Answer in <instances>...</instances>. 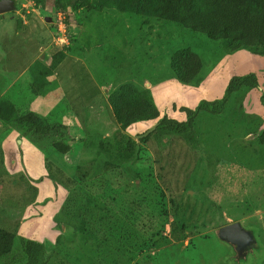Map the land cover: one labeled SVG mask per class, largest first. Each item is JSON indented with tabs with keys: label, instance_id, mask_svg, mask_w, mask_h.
Returning a JSON list of instances; mask_svg holds the SVG:
<instances>
[{
	"label": "rangeland",
	"instance_id": "1",
	"mask_svg": "<svg viewBox=\"0 0 264 264\" xmlns=\"http://www.w3.org/2000/svg\"><path fill=\"white\" fill-rule=\"evenodd\" d=\"M14 1L17 11L0 15V98L67 125L77 140L65 156L49 142L38 148L0 123V229L13 231L20 224L24 237H49L48 264H119L113 255L118 248L129 251L125 264H264V147L248 142L256 138L250 135L256 124L264 129V55L248 51L242 57L224 41L121 13L111 0H92L104 1L103 10H81L79 19L59 10L64 0ZM183 49L203 59L200 83L177 81L172 63ZM248 73L257 74L260 84L241 98L247 121L201 115L198 150L179 137H152L142 144L137 137L156 121L124 131L116 120L114 100L129 87L151 92L161 114L183 121L181 106L191 108L214 95L200 88L203 80L220 77L219 98L208 100L214 101L224 96L231 77ZM33 83L42 94L32 92ZM123 135L138 142L133 160L94 174L98 155L89 143ZM46 157L76 181L71 189L35 183L47 173ZM133 209L159 215L158 236L155 242L143 236L147 243L130 252L134 239L128 237V245L123 239L131 230L123 215ZM236 222L257 240L242 258L215 235ZM92 224L107 232L105 242L91 238ZM58 225L61 233L49 232Z\"/></svg>",
	"mask_w": 264,
	"mask_h": 264
},
{
	"label": "trees",
	"instance_id": "2",
	"mask_svg": "<svg viewBox=\"0 0 264 264\" xmlns=\"http://www.w3.org/2000/svg\"><path fill=\"white\" fill-rule=\"evenodd\" d=\"M111 1L121 13L153 18L160 22L177 25L191 33L204 35L212 41H224L231 48V53L247 50L253 54L264 55V0ZM104 5V1L92 0H64L57 4L59 10L76 14V19H79L77 14L81 10L87 9L95 14L101 12ZM172 67L180 84L191 85L201 80L200 74L204 61L192 49H183L175 55ZM259 84V78L255 73L233 76L228 81L225 94L221 99L202 100L194 108L181 106L177 111L184 114L183 121L169 117L166 113L161 114L151 92L140 93L133 87H129L114 100V111L116 120L124 131L138 123L156 121L155 130L149 136L139 139L142 144L148 143L152 137L158 139L179 137L192 149L198 150L203 144L196 128L199 117L201 115L225 116L233 122H246L248 115L243 112L241 98L246 93L258 89ZM31 89L36 95L42 94L38 83H33ZM261 103L264 108V95L261 97ZM175 106H173L174 110H176ZM0 123L7 129L18 131L21 137L28 139L36 146L41 142H49L54 151L65 156L72 153L71 143L77 140L72 137L67 125L44 121L39 113L22 110L12 98L7 96L0 98ZM253 134L256 138L248 142L264 147V129L262 130L260 124H256L252 129L250 135ZM97 139V143H89L88 146L98 155L94 174H100L104 169H114L127 164L138 152V142L128 135L113 139L105 137ZM39 150L42 151L41 148ZM44 164L47 173L35 179L36 184L43 185L50 181L56 190L64 188L66 191L76 184L74 179L67 177L64 171L50 162L49 158L44 159ZM33 190L36 196L38 188L34 187ZM47 201L45 200L44 203ZM87 216L92 217V214L88 213ZM123 216L131 224L130 232L124 233L123 239L127 245L130 238L134 239L130 244V252L136 251L147 243L143 236H147L150 242H155L158 236L155 230L159 215L154 212L145 215L133 209L129 215ZM167 217L168 215L164 216V218ZM19 226L20 224L13 231L0 229V264H48L51 254L49 244L53 242L47 236L42 241L24 237L20 234ZM91 226H93L90 231L91 238L96 242H105L107 232L93 224ZM57 228L51 227L49 232L61 233L60 225ZM59 236L61 235H58L55 245H59ZM128 252L126 248H118L113 255L122 260L119 264H125L124 259Z\"/></svg>",
	"mask_w": 264,
	"mask_h": 264
},
{
	"label": "water",
	"instance_id": "3",
	"mask_svg": "<svg viewBox=\"0 0 264 264\" xmlns=\"http://www.w3.org/2000/svg\"><path fill=\"white\" fill-rule=\"evenodd\" d=\"M18 9L17 2L14 0H0V15L16 12ZM51 21V18H46ZM156 128L154 125L146 133L137 137V140L149 136ZM216 237L222 243L232 247L238 254V258L245 257L247 250L257 243L254 233L248 230L241 222L232 223L219 228L215 232Z\"/></svg>",
	"mask_w": 264,
	"mask_h": 264
},
{
	"label": "crops",
	"instance_id": "4",
	"mask_svg": "<svg viewBox=\"0 0 264 264\" xmlns=\"http://www.w3.org/2000/svg\"><path fill=\"white\" fill-rule=\"evenodd\" d=\"M239 52H243L244 54L242 55V57H245V55L246 56H250L248 53V51H246V50H242V51H239ZM242 54V53H241ZM219 80H220V77L218 76V77H216L215 79H212V80H210V81H205V80H203V82H202V84H200V88H210V89H212V91L214 92V95L213 96H207L208 98V100H210V99H215V98H219V93H217V91L215 90V87H217V86H219ZM230 80V79H229ZM179 86H182V85H180V84H178ZM157 87H160L158 84L156 85ZM212 91H210V92H212ZM217 94V95H216ZM169 102H167L166 104H164V105H162V106H160L161 108H166V106L167 105H169L168 104ZM197 106V104H194L193 105V107H191V108H194V107H196ZM16 135H18V134H14L13 135V137L14 136H16ZM12 137V138H13Z\"/></svg>",
	"mask_w": 264,
	"mask_h": 264
},
{
	"label": "flooded vegetation",
	"instance_id": "5",
	"mask_svg": "<svg viewBox=\"0 0 264 264\" xmlns=\"http://www.w3.org/2000/svg\"><path fill=\"white\" fill-rule=\"evenodd\" d=\"M12 13H15V12H11V14H12ZM232 249H233V248H232Z\"/></svg>",
	"mask_w": 264,
	"mask_h": 264
}]
</instances>
